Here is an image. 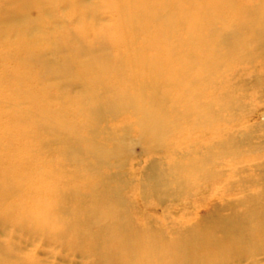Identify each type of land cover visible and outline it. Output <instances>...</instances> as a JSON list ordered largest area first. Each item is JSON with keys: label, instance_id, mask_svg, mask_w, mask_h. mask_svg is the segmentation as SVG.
<instances>
[{"label": "rangeland", "instance_id": "rangeland-1", "mask_svg": "<svg viewBox=\"0 0 264 264\" xmlns=\"http://www.w3.org/2000/svg\"><path fill=\"white\" fill-rule=\"evenodd\" d=\"M41 1L0 0V264H264V0Z\"/></svg>", "mask_w": 264, "mask_h": 264}, {"label": "bare ground", "instance_id": "bare-ground-1", "mask_svg": "<svg viewBox=\"0 0 264 264\" xmlns=\"http://www.w3.org/2000/svg\"><path fill=\"white\" fill-rule=\"evenodd\" d=\"M24 3H27V4H22L21 5V8L15 12L16 15H23V16H26V14L28 12H31L32 10H34V6H31L30 4H35V3H40L41 0H22ZM45 0H42V2H44ZM15 15V17H16ZM215 20V18H214ZM185 22H187L186 24L187 25H190L192 23V25L190 27H187V29L191 30V31H194L196 30L195 28V25H196V21L193 22V19L190 17V18H187L185 20ZM9 23H11V25H9V27H12L14 24H15V21L14 20H10ZM169 27V30L167 32H169L171 34L170 36V39L173 38L175 39L176 36H177V26L175 24H168L166 25ZM9 30L11 28H8ZM244 30H248V28H245L243 29ZM250 31V30H249ZM248 31V32H249ZM5 32V31H4ZM251 32V31H250ZM230 38L232 40V50L231 52L227 55V59H228V62L229 63L231 60L232 61H235V60H238L240 61L242 58L240 56V52L243 51V48L247 45V41H249V39L247 40V36L243 33H240V32H236L234 31L233 33H230ZM216 43L213 39V37H209L207 40L205 41H202V44L199 46V50L203 53V57L205 59H207L208 61L212 60V58H214L215 56H217V50H216ZM213 53V54H212ZM148 67H155L153 65H150ZM131 66L130 64L127 66V71L130 70ZM156 68V67H155ZM162 68H159L157 67V73H159V78H162V75H160L162 72ZM102 69V68H100ZM203 69V67H202ZM104 71L101 70L100 72ZM100 72H96L98 74H100ZM103 73V72H102ZM142 79L144 81H146V76H142ZM198 81L197 80H194V81H190L188 82V86L192 89L189 93H188V96H185L183 97V101L186 102L190 105H194L196 103V100H195V92H193V89L195 88L196 84ZM158 84H152V85H147L146 83L143 82V84L138 88V90L136 91V93L133 95H125V94H119L117 96V100L116 101H113V105H111V108H115L117 110H125V109H134L136 110V112H138V114H142V122L144 123V127L142 129H144V135L145 136H157V134L161 131V127H162V122L164 121V116L162 114V111L161 110H154V111H151L149 113L145 112L143 110V103L144 101L145 102H152L154 103L153 101H156V98L154 97L157 93V86ZM187 85V84H186ZM158 100V99H157ZM203 121H205L203 118H202ZM89 138V143H92L93 142V137H88ZM97 152L93 151V154H96ZM253 214V213H252ZM252 214H245L241 217V219L238 220L241 221L242 223H247V221L249 220V218H252ZM259 214V217L261 216L263 219H264V205L262 206H259L256 210V213L254 215H257L258 216ZM259 224V223H258ZM259 228H255L254 230H258ZM248 233H251V232H248ZM243 237H245L247 235V232L244 231L242 233ZM205 244V243H204ZM179 249L175 250V252H178Z\"/></svg>", "mask_w": 264, "mask_h": 264}]
</instances>
